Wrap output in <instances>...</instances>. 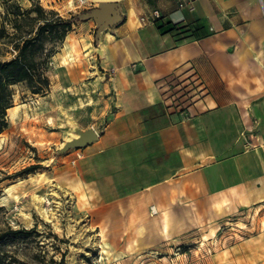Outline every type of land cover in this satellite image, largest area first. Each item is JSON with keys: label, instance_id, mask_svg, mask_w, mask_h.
Returning <instances> with one entry per match:
<instances>
[{"label": "crops", "instance_id": "crops-1", "mask_svg": "<svg viewBox=\"0 0 264 264\" xmlns=\"http://www.w3.org/2000/svg\"><path fill=\"white\" fill-rule=\"evenodd\" d=\"M93 9L78 38L97 34L89 56L109 73L94 78L114 111L87 148L84 200L102 197L104 176L109 202L146 199L154 213L263 193L264 0H106ZM155 10L181 30L160 31Z\"/></svg>", "mask_w": 264, "mask_h": 264}, {"label": "rangeland", "instance_id": "rangeland-1", "mask_svg": "<svg viewBox=\"0 0 264 264\" xmlns=\"http://www.w3.org/2000/svg\"><path fill=\"white\" fill-rule=\"evenodd\" d=\"M16 1L24 9L39 2L77 20L51 60L49 91L31 95L15 87L14 115L7 110L8 127L0 134V233L9 239L0 243V264H264V188L251 202L221 205L202 196L154 213L146 199L109 202L104 195L112 187H105L104 176L102 197L94 190L95 201L84 200L77 187L87 148L114 107L96 81L98 71L102 80L109 73L89 56L97 34L78 35L84 13L106 0ZM40 195L47 197L43 203Z\"/></svg>", "mask_w": 264, "mask_h": 264}, {"label": "trees", "instance_id": "trees-1", "mask_svg": "<svg viewBox=\"0 0 264 264\" xmlns=\"http://www.w3.org/2000/svg\"><path fill=\"white\" fill-rule=\"evenodd\" d=\"M3 2L0 56L6 53L11 56L0 59V134L8 127L7 110L12 107L15 87L31 95H44L49 91L51 60L59 53L77 20V16L67 18L55 10H45L39 2L27 9L16 0ZM154 23L162 32L181 30L178 25L160 23V18ZM191 37L187 35L184 39ZM10 233L17 235L21 231ZM7 239L0 233V243Z\"/></svg>", "mask_w": 264, "mask_h": 264}, {"label": "bare ground", "instance_id": "bare-ground-1", "mask_svg": "<svg viewBox=\"0 0 264 264\" xmlns=\"http://www.w3.org/2000/svg\"><path fill=\"white\" fill-rule=\"evenodd\" d=\"M59 54H60V53H59ZM65 59H66V58H65ZM65 59H64V57H63V61H66ZM61 60H62V59H61ZM61 64H62V63H61ZM9 110H11V111H12V115H14V113H15L14 108H13V107H12V108H9L8 111H9ZM10 114H11V113H10ZM9 190H10V189L7 188V191H9ZM37 199H38V201H39L40 203H43L44 201H46L47 197H45L44 195H40L39 197H37ZM39 202H38V203H39ZM45 203H46V202H45ZM40 205H41V204H40ZM43 206H44V205H43ZM39 207H40V206H39ZM43 208H44V207H43ZM43 208L41 207L42 212H44L45 209H46V208H45V209H43ZM39 209H40V208H39Z\"/></svg>", "mask_w": 264, "mask_h": 264}, {"label": "built area", "instance_id": "built-area-1", "mask_svg": "<svg viewBox=\"0 0 264 264\" xmlns=\"http://www.w3.org/2000/svg\"><path fill=\"white\" fill-rule=\"evenodd\" d=\"M160 18V13L159 11H153L152 12V18H151V22H155V20L159 19ZM141 22H145L144 18H141Z\"/></svg>", "mask_w": 264, "mask_h": 264}]
</instances>
